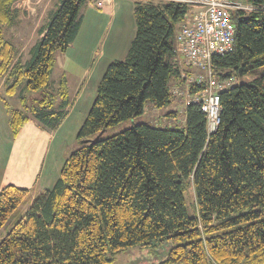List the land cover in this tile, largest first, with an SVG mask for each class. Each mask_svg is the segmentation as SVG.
<instances>
[{
  "label": "trees",
  "instance_id": "16d2710c",
  "mask_svg": "<svg viewBox=\"0 0 264 264\" xmlns=\"http://www.w3.org/2000/svg\"><path fill=\"white\" fill-rule=\"evenodd\" d=\"M17 2L0 0V79L10 95L20 85L42 94L10 111L13 137L28 113L51 129L66 115L64 84L55 94L49 78L56 51L65 52L78 37L88 0H58L23 63L5 35L18 21ZM245 3L248 12H230L231 48L210 61L214 77L233 85L219 92L220 121L209 132L193 100L204 85L186 84L191 70L175 52L190 6L134 0L135 35L125 57L103 72L77 133L81 145L54 185L34 198L29 188L0 189V231L7 229L0 264H117L115 258L133 247H165L153 264H264V0ZM244 76L252 77L234 82ZM183 85L189 99L180 96L182 109L166 112L171 125L139 122L86 141L145 114L148 106L170 105ZM188 186L193 216L183 197Z\"/></svg>",
  "mask_w": 264,
  "mask_h": 264
},
{
  "label": "rangeland",
  "instance_id": "374dc122",
  "mask_svg": "<svg viewBox=\"0 0 264 264\" xmlns=\"http://www.w3.org/2000/svg\"><path fill=\"white\" fill-rule=\"evenodd\" d=\"M124 1H127V7L126 3L123 2V7L126 8V10H128V5L134 2V0ZM57 2L58 0H30L26 5L20 2V15L18 21L15 26L6 30L5 35L7 39L17 47L22 63L29 59L30 48L40 38L38 30L45 25L50 12L54 10ZM195 9L196 7L191 6L189 18H187L185 23L190 21V16ZM101 11L102 10H98L95 7V4L93 5V1L88 0L81 8L82 24L78 31L79 34L74 44V49L68 47L69 49L66 54L59 50L54 54L55 63L49 78L51 83L50 90L57 94L58 87L61 82H63L65 90L67 91L68 101L70 102L69 106L65 109L66 115L56 128H44V126L39 124V122L28 113L30 119L25 122L23 125L24 127L13 137L10 127H8L10 111L18 108L23 109L24 106H30L32 100L36 99V97H40L42 92H23V85H20L15 90V93L10 95L6 93V87L3 83L4 79H0V165L10 152L9 149L13 146L12 142H15L17 139L16 137L20 135L18 140L22 146L19 147L15 144L16 150L20 151L22 148L23 150H27V152H30L32 155V159L38 158V164L40 165L45 162V174L41 177V185H45V180H50V177H56L55 173H50L54 161L57 160V167H61L72 151L78 149L79 145H81L77 137L78 130L82 126L81 124L86 118L87 112L93 103V99L96 95V87L101 80L103 72L107 68V65L112 62L107 61L109 60L107 54H102L101 56L100 52H102V49L107 50L110 41L115 40L118 42L119 40L122 42L124 39L120 30H118L121 23H119V25L114 24V26L112 24L110 31V17L104 15V17L99 20ZM131 17L133 19V14L129 15V19H125L124 16L122 18L123 22L126 24L121 28L124 34L129 32ZM179 62L181 63L180 60ZM251 77L244 76L236 78L234 82H247ZM181 88V90L184 91V96L182 97L185 98L184 100H188L187 87L183 85ZM178 90V94H182L179 88ZM24 96L25 101L22 104L20 103V99L21 97L24 98ZM180 96H175L173 103L160 110L148 106L145 114L117 124V126L105 128V130L88 137L86 141L92 142L98 138H105L106 136L115 134L139 122H148L159 127L171 125L172 123L166 120V112L178 108L182 109L183 99L180 98ZM58 102L59 100L56 102L57 105H59ZM179 120H183V116L180 115ZM35 135L36 137H34ZM47 135L50 136L48 137ZM29 189L32 198L39 195L37 194L39 189L38 186ZM184 189L183 197L186 203V211L193 216L195 214L193 208V191L190 186ZM6 231V227L1 229L0 238L5 235ZM164 248L161 250L158 249L157 251H143L133 247L118 255L115 260L117 264H153L163 258Z\"/></svg>",
  "mask_w": 264,
  "mask_h": 264
},
{
  "label": "built area",
  "instance_id": "2783aa9c",
  "mask_svg": "<svg viewBox=\"0 0 264 264\" xmlns=\"http://www.w3.org/2000/svg\"><path fill=\"white\" fill-rule=\"evenodd\" d=\"M157 1V0H156ZM184 3L187 6L197 8L188 23H185L177 31L175 52L189 66L190 76L186 79L187 85L202 84L204 88L197 92L194 102L200 104L207 119V131L214 132L219 125V92L229 89L233 80H220L214 77L211 68V58L229 51L234 41V27L230 12L232 10L251 9L246 0H163ZM111 0H97L95 7L103 8ZM189 13L187 14V18ZM175 96L179 90L173 91ZM187 95V94H186Z\"/></svg>",
  "mask_w": 264,
  "mask_h": 264
},
{
  "label": "crops",
  "instance_id": "0c3cea01",
  "mask_svg": "<svg viewBox=\"0 0 264 264\" xmlns=\"http://www.w3.org/2000/svg\"><path fill=\"white\" fill-rule=\"evenodd\" d=\"M30 0H18V2L15 4V7L19 10V5L20 2H22L24 5L29 3ZM93 1V5L95 4V1L97 0H90ZM123 2H127L122 0H111V2L107 3L103 8H100L102 10L100 12V19L101 20L104 15H108L110 17L109 19V26H110V31H111V26L113 24L119 25L118 30H120L122 37L124 38L122 42L118 40H112L108 44L107 50L102 49V52H100V55L102 54H107L109 60L107 61H114L116 59H123L125 57V53L130 45V41L133 39L135 35V25H134V20L131 17L130 21V29L129 32L124 34L121 28H123L126 24L123 22L122 18L123 16L125 19H129V15L133 14V3H130L128 5V10L123 7ZM129 4V3H128ZM132 4V5H131ZM116 5V6H115ZM115 6V8H114ZM29 7V6H27ZM127 7V3H126ZM124 8V9H123ZM98 9V8H97ZM99 10V9H98ZM197 10V8L195 9ZM94 24V22H93ZM77 39V38H76ZM75 41L70 45V48L74 49V44ZM69 49V48H68ZM68 49L63 52L64 54L67 53ZM24 127V126H23ZM32 132V131H30ZM18 135L16 140H18ZM48 137L50 135H47ZM36 137V135L34 136ZM12 142L13 146L10 147V152L6 155L3 163L0 165V189L5 187V185L11 184L14 186H18L21 188H36L38 186V193L45 190L51 189V187L54 185L55 181L60 175V169L61 167H57V160L54 161V163L51 166V172L50 173H55L56 177H50V180H45L46 182L45 185H41L42 183V175L45 174L44 170L46 168L45 162H43L41 165L38 164V158L37 159H32V155L30 152H27V150L20 149V151L16 150L17 148L15 147V144H17L19 147L22 146L20 141ZM62 166V165H61ZM56 167V171H55ZM48 174V173H47ZM49 175V174H48ZM44 176V175H43Z\"/></svg>",
  "mask_w": 264,
  "mask_h": 264
}]
</instances>
